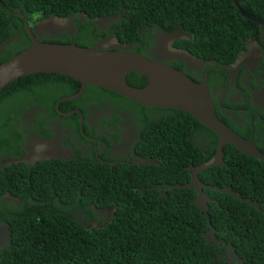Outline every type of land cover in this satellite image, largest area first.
Wrapping results in <instances>:
<instances>
[{"label":"trees","instance_id":"1","mask_svg":"<svg viewBox=\"0 0 264 264\" xmlns=\"http://www.w3.org/2000/svg\"><path fill=\"white\" fill-rule=\"evenodd\" d=\"M1 1L0 42L15 31L12 25H21L8 10L23 3L22 13L28 18L34 14L42 18L52 12L67 15L77 10L119 14V22L111 25L115 38L119 44H132L137 52H142L153 26L165 32L180 29L189 38L174 44L201 59L220 62L232 60L245 46L247 36L259 30L238 8L264 21V0H238L236 6L232 0ZM108 33L101 29L92 31L89 41L73 36L51 42L88 47ZM15 40L8 44L11 53L5 59L0 57V63L30 44L25 32ZM52 78L68 83L75 91L79 88L72 77L35 72L18 77L0 90V154L2 147L14 156L22 153V134L12 120H21L22 112L36 97L44 96ZM125 80L134 87L146 82L136 72L128 73ZM88 88L132 104L125 106L139 116L143 134L135 152L154 162H115L110 166L92 158H75L67 168L65 160L59 159L0 166V195L8 192L21 199L15 203L0 196V223H5L9 231V244L0 247V264H264V213L240 199L249 197L264 209V161L224 144L221 164L197 175L202 184L210 186L202 188L207 196L204 214L192 202L197 194L193 186H164L188 182L187 165L211 157L216 136L184 111L141 106L99 86L85 85L82 94ZM46 109L53 112V104ZM149 109L157 114L146 112ZM193 130L208 135L202 141L203 150L193 139ZM66 174L78 185L72 192L68 185L60 193L65 199L60 203L56 201L60 195L53 193L51 184ZM214 186H230L235 192ZM88 202L99 207L111 205L108 220L89 226L79 222V214L96 224L104 219V215H95L84 207ZM210 228L219 244L205 238Z\"/></svg>","mask_w":264,"mask_h":264},{"label":"flooded vegetation","instance_id":"2","mask_svg":"<svg viewBox=\"0 0 264 264\" xmlns=\"http://www.w3.org/2000/svg\"><path fill=\"white\" fill-rule=\"evenodd\" d=\"M23 9V3H20L8 10L10 16L21 25H12L15 31L0 42V57L3 59L11 53L8 44L22 38L23 32L27 34L24 24H29L38 41H52L73 36L89 41L92 31L106 29L109 33L103 38L95 39L92 46L110 48L117 44L114 28L111 25L119 22L121 17L119 14H96L94 11L77 10L67 15L52 12L46 17L38 18L34 14L28 18L22 13ZM82 24L88 25L82 26ZM255 26L259 30L247 36L245 46L228 62H220L212 58L201 59L182 46L174 44L177 40L188 39V33L180 29L165 32L156 26H153L148 33L146 38L148 40H145L146 44L142 46L140 53L169 64L195 82L205 77L216 117L236 134L250 139L255 147L264 153V24L255 23ZM111 41L114 43L108 44ZM163 45L168 49L161 50ZM115 47L133 50L132 44ZM48 84L50 89L41 99L36 97V100L22 112V119L12 120L13 127L22 134L19 140L22 153L14 156L2 147L1 167L17 162L35 164L30 163L29 160L33 155V146L39 143L48 145V151L44 154L46 158H42L39 162L65 160L63 162L66 168L69 161L75 158L79 161L92 158L105 161L110 166L115 162L134 164L154 162L135 152L143 134L138 126L139 116L125 106V103L132 104L103 90L97 92L96 89L88 88L82 94L85 87L77 97L61 99L78 89L75 91L68 83L53 78ZM51 104H53V112L46 109ZM148 111L154 112L150 109L146 112ZM36 114H38L37 119H35ZM156 114L154 112V115ZM238 130H245V133H240ZM198 134L193 130V139L203 150L202 141L208 139V135ZM189 166L195 165H187V168ZM66 187V180L62 177L51 184L55 193H62ZM1 196L15 203L20 202L18 198L8 193ZM104 209V211L98 210L92 205L93 213L104 215L106 219L111 210L109 207ZM8 241V234H0V247L9 244ZM229 256L232 257L230 251Z\"/></svg>","mask_w":264,"mask_h":264},{"label":"water","instance_id":"3","mask_svg":"<svg viewBox=\"0 0 264 264\" xmlns=\"http://www.w3.org/2000/svg\"><path fill=\"white\" fill-rule=\"evenodd\" d=\"M232 2L235 6L237 5V0H232ZM237 10L243 17L256 24H264L257 16L245 13L240 8ZM24 25L30 38V44L0 63V90L23 75L35 72L58 73L72 77L79 82V88L75 93L61 99L77 97L85 85L99 86L141 106L184 111L216 136L214 154L201 164L189 166L190 180L181 184L195 188L197 194L192 202L198 205L204 214L207 208V196L202 188L210 186L199 181L197 172L220 161L224 144L229 143L236 150L264 161V153L259 151L250 139L236 134L216 117L205 77L195 82L167 63L124 47L109 49L80 46L73 42L38 41L28 25ZM130 72L144 76L146 83L140 87L128 85L125 76ZM176 186L180 184L168 187ZM213 188L230 193L235 192L230 186H214ZM237 196L240 197V194L237 193ZM240 199L264 213V209L260 208L257 201L249 197H240ZM213 233V229L210 228L206 236L215 240Z\"/></svg>","mask_w":264,"mask_h":264},{"label":"clouds","instance_id":"4","mask_svg":"<svg viewBox=\"0 0 264 264\" xmlns=\"http://www.w3.org/2000/svg\"><path fill=\"white\" fill-rule=\"evenodd\" d=\"M28 25V27H29V24H27ZM30 28V27H29ZM51 42V41H50ZM118 45H120V46H125V44H119L118 42H117V44L115 45V46H118ZM115 46H113L114 47V49L115 48H117V47H115ZM133 51V50H132ZM140 53V52H139ZM142 54V53H141ZM11 57V56H10ZM146 83V82H145ZM222 150V149H221ZM32 151H33V155L30 157V160H29V162L30 163H36V162H39L42 158H46V157H44V154L48 151V145L46 144V143H39V144H36V145H34L33 146V149H32ZM215 152V151H214ZM214 154V153H213ZM212 154V155H213ZM211 155V156H212ZM210 158V157H209ZM222 160V155H221V159H220V161ZM85 161V160H84ZM218 162L217 164H221V162ZM190 172V171H189ZM66 173V172H65ZM65 173H64V175H65ZM60 176V177H62L64 180H66V184H67V186L69 185V190H70V192H72L76 187H77V185H78V183H77V181H76V179L73 177V176H67V174H66V176ZM58 180V179H57ZM57 180L55 181V182H57ZM54 182V183H55ZM173 185H175V184H173ZM181 185V184H180ZM168 186H171V185H165L164 187L165 188H168L169 189V187ZM176 187H179V186H176ZM67 188V187H66ZM66 188L63 190V191H65L66 190ZM161 188H162V186H161ZM172 188H175V187H172ZM62 191V192H63ZM6 193H8V192H6ZM53 193L54 194H56V195H60V193H55L54 191H53ZM8 194H10V193H8ZM1 196V195H0ZM13 196V195H12ZM13 197H15V196H13ZM21 200V199H20ZM56 201L57 202H60V203H64V201H65V199H64V196L63 195H60L58 198H56ZM20 203V202H19ZM92 205L93 206H95L98 210H101L102 209V211H104L105 209L104 208H106V207H109V209L111 210L112 208H111V205H105V206H101V207H99V206H97V204L96 203H93V202H88L84 207H87V208H89V209H92ZM111 214V213H110ZM79 215H81V214H79ZM82 216V215H81ZM82 219H83V221H85L84 220V218H83V216H82ZM105 220V219H104ZM106 220H108V218H106ZM79 221V220H78ZM87 221H90V220H87ZM91 221H93V220H91ZM80 222V221H79ZM82 223V222H81ZM103 222H101V223H99V224H97V225H100V224H102ZM83 224V223H82ZM96 225V224H95ZM0 226L2 227V231H5L6 232V234H8V236H9V231H8V227H7V225L5 224V223H0ZM85 226H87V225H85ZM213 235H214V233H213ZM205 238H209L208 236H206V232H205ZM209 239H211V238H209ZM212 240V239H211ZM212 241H214V242H216V241H218V240H212ZM217 243V242H216ZM217 244H219V241H218V243Z\"/></svg>","mask_w":264,"mask_h":264},{"label":"rangeland","instance_id":"5","mask_svg":"<svg viewBox=\"0 0 264 264\" xmlns=\"http://www.w3.org/2000/svg\"><path fill=\"white\" fill-rule=\"evenodd\" d=\"M50 14H48V15H46V16H49ZM46 16H44V17H46ZM114 43V41L112 42H110V43H108V44H113ZM86 45V44H85ZM115 46V45H114ZM163 49H165V50H167L168 49V47L166 46V45H163L162 47H161V50H163ZM76 219L77 220H79L80 222H82L84 225H87V226H89V225H92V224H96L94 221H83V219H82V216L81 215H77V217H76ZM106 221V219L105 220H103L102 222H105ZM64 224V223H63ZM97 225V224H96ZM0 234H2V235H4V234H6V232L5 231H2V227L0 226ZM6 241V240H5Z\"/></svg>","mask_w":264,"mask_h":264}]
</instances>
